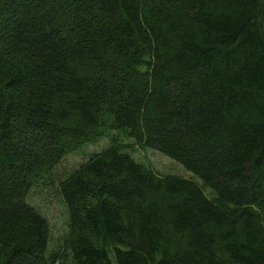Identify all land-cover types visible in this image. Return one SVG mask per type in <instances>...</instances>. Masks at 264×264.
Returning <instances> with one entry per match:
<instances>
[{"label":"trees","instance_id":"obj_1","mask_svg":"<svg viewBox=\"0 0 264 264\" xmlns=\"http://www.w3.org/2000/svg\"><path fill=\"white\" fill-rule=\"evenodd\" d=\"M104 138L50 252L26 197ZM0 264H264V0H0Z\"/></svg>","mask_w":264,"mask_h":264},{"label":"rangeland","instance_id":"obj_2","mask_svg":"<svg viewBox=\"0 0 264 264\" xmlns=\"http://www.w3.org/2000/svg\"><path fill=\"white\" fill-rule=\"evenodd\" d=\"M119 143L129 146L124 149L144 169L150 170L159 176L175 175L185 179L195 178L186 172L182 166L170 158L151 149H140L133 142L125 138L121 133L112 132ZM110 145L109 138H104L96 144L87 145L78 151L68 154L58 166L54 167L48 174L45 173L42 179L32 186L26 197V202L41 214L50 227V241L48 250L59 251L62 248L67 232V210L59 194L58 183L64 180L69 174L84 163L91 154L100 152ZM208 198L212 194L203 189Z\"/></svg>","mask_w":264,"mask_h":264}]
</instances>
